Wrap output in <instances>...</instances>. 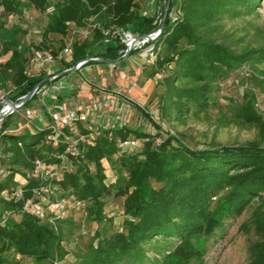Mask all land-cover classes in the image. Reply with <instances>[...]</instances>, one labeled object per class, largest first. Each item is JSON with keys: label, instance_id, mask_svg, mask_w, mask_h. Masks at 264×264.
Returning a JSON list of instances; mask_svg holds the SVG:
<instances>
[{"label": "trees", "instance_id": "obj_1", "mask_svg": "<svg viewBox=\"0 0 264 264\" xmlns=\"http://www.w3.org/2000/svg\"><path fill=\"white\" fill-rule=\"evenodd\" d=\"M261 2L170 0L165 20L155 27L138 0H27V5L45 14L46 22L40 41L26 45L20 43L26 29L0 19V55L5 56L0 61V91L10 85L8 98L14 102L43 78L83 59L105 60L86 61L42 83L39 88H46L42 98L54 109L75 93L69 85L55 91L52 86L58 80L90 65L118 64L125 52L123 31L140 36L162 25L151 42L156 57L150 67L152 76L161 73L156 107L158 119L164 122L156 134L132 128L124 120L108 123L105 129L91 119L71 122L60 136L86 137L73 153L66 143L49 142L45 126L35 122L12 129V115L4 118L0 125V264H23L25 259L32 264H201L204 240L253 202L252 222L264 232V116L255 106V92L243 94L239 104L218 117L221 127L256 129L252 140L192 148L181 136L164 135L165 125L178 127L200 119L216 103L217 84L242 67L259 73L254 85L264 91V70H259L264 43L236 48L231 42L238 40H227L224 32L226 20L259 15ZM170 3L176 10L173 18L168 16ZM24 5L22 0H0V14L18 17ZM49 6H53L51 13L46 12ZM84 29L87 34L81 33ZM68 43V59L62 56L63 66L50 76L27 71L29 56L45 51L57 58ZM38 97L34 93L22 108ZM159 135L163 139L156 143ZM131 137L139 145L128 151L120 142ZM37 159L50 169V176L35 173ZM110 199L119 201V228L112 226L114 215L105 212ZM55 200L64 204L63 215L46 210ZM77 200L84 206H74ZM34 204L44 212L35 213ZM82 220L96 224L84 248L72 241ZM249 254L248 264H264V245L251 248ZM69 256L72 259L66 261Z\"/></svg>", "mask_w": 264, "mask_h": 264}, {"label": "rangeland", "instance_id": "obj_2", "mask_svg": "<svg viewBox=\"0 0 264 264\" xmlns=\"http://www.w3.org/2000/svg\"><path fill=\"white\" fill-rule=\"evenodd\" d=\"M25 5L22 7V13L11 15L0 14V19L6 24L18 23L26 29V34L20 36V43L26 45L30 42H39L41 38V29L46 22V16L38 12L32 6L27 5V0H22ZM167 0H138L140 10L146 15L152 17L153 23L158 26L161 21L164 6ZM168 12V16H175V7ZM224 32L228 34L227 40L236 39V43L232 46L238 48L239 44L258 45L264 43V0L261 2L259 15L248 16L237 20H226ZM56 41L60 38L55 37ZM1 48V47H0ZM132 57H124L116 65H90L85 69L71 73L64 79L58 80L55 86L69 85L75 93L71 98L66 100L68 107L85 106L89 113V119L94 120L100 117L101 123L112 124V118L118 114L121 119L118 122H125L132 128H138L146 132H157L163 130L164 127L158 126L157 96L161 92V88L157 83L156 75H151V63L149 57H144V51L139 49ZM134 52V53H135ZM45 51H39L34 56H29L27 71L32 74L39 72L50 76V73L63 66L57 57L51 62H44ZM64 59L68 57L63 55ZM5 56L0 55V61ZM259 70H264V63L259 66ZM259 76L256 71L242 67L233 72L226 80L217 84L214 98L216 103L201 116L198 120H188L183 126L173 128L177 136H181L184 142L192 148H205L218 144H232L236 142H244L256 138V129L240 128L234 125L218 126V117L224 113H228V109L241 102L243 94L255 92L256 108L264 116V91L259 90L254 85V78ZM60 77V76H59ZM10 88V85L7 87ZM8 89L1 90L0 95L8 97ZM54 90L57 89L54 87ZM98 99L100 101V110L93 113L89 104L91 101ZM114 99V103L109 101ZM124 102L123 107L117 106V103ZM31 108L35 109L36 107ZM38 111L40 116L47 117V112ZM12 115L10 128H15L16 124L23 129L22 108L15 110ZM7 117V116H6ZM5 117V118H6ZM39 122V118L36 119ZM0 121V125H1ZM119 201L110 199L105 207V212L114 215L113 228H119L122 216L119 214L121 209ZM256 203L249 205L243 213L236 218H228L223 221L222 226L215 233L204 240L205 253L201 264H248L249 252L251 248L264 245V232L256 228L252 222V211ZM80 213H76L78 218ZM96 227L95 223H88L82 220V227L78 230L73 242L77 243V247L84 248L89 241L92 230ZM201 240V242L203 241ZM152 255V252L149 251ZM72 259L69 256L66 261ZM23 264H32L29 259H25Z\"/></svg>", "mask_w": 264, "mask_h": 264}, {"label": "built area", "instance_id": "obj_3", "mask_svg": "<svg viewBox=\"0 0 264 264\" xmlns=\"http://www.w3.org/2000/svg\"><path fill=\"white\" fill-rule=\"evenodd\" d=\"M53 10V6H49L46 9L47 13H51ZM161 30H159V28L157 30H155L154 32L149 33L150 34V39H143V40H139V41H134V35H132L130 32L128 31H123L121 36H122V42L125 45V52L122 55V58L126 57L127 54L131 51V50H141L144 51V57H149V59H151L152 61L155 59L156 57V50L154 48V45L151 44V42H153L159 35ZM81 33L83 34H87L88 30L84 29L83 31H81ZM71 53V46L68 43L62 51L59 52L58 54V58L60 59L63 55L68 56ZM37 57L34 56L33 60H36ZM54 56L50 53H46L45 57L43 58L44 62H51L53 61ZM95 60L98 58H94ZM157 77H161V73L158 72L156 74ZM45 87H41L38 88L35 93H37V95L39 97H42L45 94ZM4 96L0 95V111H2V104L5 101ZM110 104L114 103V99H111L109 101ZM118 104V103H117ZM9 106V105H8ZM100 101L98 99H95L94 101H91L89 104V108L90 110L95 113L98 112L100 110ZM21 109V108H20ZM9 114L13 113L15 110H10L9 109ZM6 112V111H4ZM1 112V113H4ZM8 114V115H9ZM7 115V116H8ZM49 115V122L48 124L45 125V129L47 130V134H46V139L51 142L53 145H58L60 143H66L67 144V150H71V152L76 153V146L79 143H82L86 140V137L84 134H80L77 133L75 134L74 137L71 138H63L60 136L62 129L69 125L71 122L74 121H80V122H87V120L89 119V113L88 111L85 109V106H76V107H62L60 109H53L50 110L48 112ZM22 118H23V126H31L34 125V123L36 122V119H38V114L37 112L30 107H25L22 108ZM2 121V120H1ZM158 124L163 126L164 122H162L160 119H158ZM108 123H101L100 127L101 128H107ZM88 129H92V126L90 124L87 125ZM37 128V127H36ZM165 132L164 135L166 136H177L176 132L174 131L173 128H166L165 125ZM152 133H157V132H152ZM162 136H156L155 137V141L156 143H160L162 141ZM139 145V140L135 137H131V138H127L123 141L120 142V146L127 148L128 151H132L134 150L137 146ZM34 171L37 175L39 176H50L51 171L49 168H47L42 162L41 160L37 159L34 161ZM3 170L0 169V173H2ZM73 205L76 207H83L84 203L81 201H75L73 202ZM64 204L58 200L52 201L51 203H49V205L47 206L46 210L52 211L54 213L63 215L65 213V209H64ZM35 213L37 214H42L45 210V208H43L40 204H34L33 205V209H32Z\"/></svg>", "mask_w": 264, "mask_h": 264}, {"label": "water", "instance_id": "obj_4", "mask_svg": "<svg viewBox=\"0 0 264 264\" xmlns=\"http://www.w3.org/2000/svg\"><path fill=\"white\" fill-rule=\"evenodd\" d=\"M169 2L170 0L167 1V5H166V8H165V11H164V14H163V17L161 19V21L163 22L165 20V17L167 15V9L169 7ZM162 28V25L159 27V30H161ZM143 39H150V34H144V35H140V36H135L134 37V41H139V40H143ZM89 60H95L94 58H86V59H83L79 62H77L74 66H72L71 68H68V69H64L62 71H60L59 73H57L56 75L52 76V77H46V78H43L40 82H38L27 94H25L20 101L18 102H14L12 100H10L8 97L5 98V101L8 103L9 107H10V110H18L20 108H22L25 103H27L31 97L33 96V94L35 93V91L40 87V85L42 83H44L45 81L47 80H50V79H53L55 77H59V76H62L66 73H69L71 71H74L76 70L77 68H79L83 63H85L86 61H89ZM100 62H105V60L103 59H96ZM9 110L4 112V113H1L0 111V121L3 120L8 114H9Z\"/></svg>", "mask_w": 264, "mask_h": 264}, {"label": "crops", "instance_id": "obj_5", "mask_svg": "<svg viewBox=\"0 0 264 264\" xmlns=\"http://www.w3.org/2000/svg\"><path fill=\"white\" fill-rule=\"evenodd\" d=\"M136 54V53H135ZM135 54H133V55H135ZM130 57H132V55L130 56ZM129 58V57H128ZM108 65H115V64H108ZM58 83V81L55 83V84H57ZM53 87V89H54V87L57 89V86H55V85H53L52 86ZM49 92H51L50 90L48 91V93ZM50 94V93H49ZM49 94H47L48 96H49ZM68 104H66V101L62 104V107H68L67 106ZM125 105V103L124 102H119L118 104H117V106H121V107H123ZM32 107H36L34 110L37 112V114H38V118H39V122H37L36 121V123L39 125V126H45L46 124H48V122H49V115H48V112L50 111V110H53L54 108H53V106H51V104L50 103H48L47 101H46V99H43L42 97H38L36 100H34V102L32 103V105H31ZM61 107V108H62ZM73 107V106H72ZM44 110H46V112H47V117H45V116H40V114L38 113V111H41L42 113L43 112H45ZM112 118V125L113 124H116V123H118V121L117 120H119V119H121V116H118V114L117 115H115L114 117H111ZM94 119H96V123H101V121H102V119L100 118V117H98V119H100V120H97V118H94ZM103 122V121H102ZM19 128H21V126L19 125Z\"/></svg>", "mask_w": 264, "mask_h": 264}, {"label": "bare ground", "instance_id": "obj_6", "mask_svg": "<svg viewBox=\"0 0 264 264\" xmlns=\"http://www.w3.org/2000/svg\"><path fill=\"white\" fill-rule=\"evenodd\" d=\"M1 107H2V111L1 112L8 111L10 109V107L8 106L7 102H3Z\"/></svg>", "mask_w": 264, "mask_h": 264}]
</instances>
